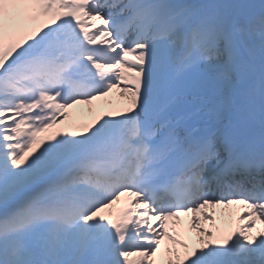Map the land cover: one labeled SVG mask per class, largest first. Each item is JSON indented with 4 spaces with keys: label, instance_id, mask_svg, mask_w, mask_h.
I'll return each instance as SVG.
<instances>
[{
    "label": "snow or ice",
    "instance_id": "6c2138e0",
    "mask_svg": "<svg viewBox=\"0 0 264 264\" xmlns=\"http://www.w3.org/2000/svg\"><path fill=\"white\" fill-rule=\"evenodd\" d=\"M0 264H264V0H0Z\"/></svg>",
    "mask_w": 264,
    "mask_h": 264
},
{
    "label": "bare ground",
    "instance_id": "6f19581e",
    "mask_svg": "<svg viewBox=\"0 0 264 264\" xmlns=\"http://www.w3.org/2000/svg\"><path fill=\"white\" fill-rule=\"evenodd\" d=\"M81 119L84 122L86 119H92L93 113L89 112L88 106H80Z\"/></svg>",
    "mask_w": 264,
    "mask_h": 264
}]
</instances>
